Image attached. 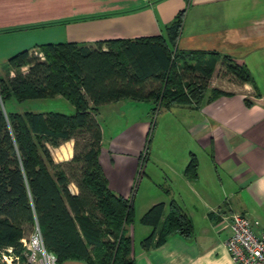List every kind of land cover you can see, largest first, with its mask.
Returning a JSON list of instances; mask_svg holds the SVG:
<instances>
[{"label":"trees","instance_id":"16d2710c","mask_svg":"<svg viewBox=\"0 0 264 264\" xmlns=\"http://www.w3.org/2000/svg\"><path fill=\"white\" fill-rule=\"evenodd\" d=\"M183 15L180 10L166 25V37L110 38L92 44L46 42L7 59L5 74H0V252L11 246L20 264H32L20 239L37 224L57 264L65 259L133 264L132 239L126 229L134 218L133 198L109 187L99 161L100 106L122 99L145 100L152 102L149 110L154 115L175 105L196 108L231 95L208 86L218 58L224 74L256 88L247 66L230 55L179 48ZM54 96L64 97L74 111L19 112L5 107L11 97L23 101ZM244 101L249 105L247 98ZM70 139L73 154L62 167L48 146ZM184 174L197 176L193 153ZM70 182L76 193L69 190ZM163 213L164 203L157 202L140 216L141 223L152 226L142 246L158 245L173 232L191 233L190 219L176 202Z\"/></svg>","mask_w":264,"mask_h":264},{"label":"crops","instance_id":"0c3cea01","mask_svg":"<svg viewBox=\"0 0 264 264\" xmlns=\"http://www.w3.org/2000/svg\"><path fill=\"white\" fill-rule=\"evenodd\" d=\"M180 10L184 15L177 36L179 48L228 54L264 83V0H0V74H5L10 56L23 49L37 50L40 43L92 44L110 38L166 37V25ZM221 64L218 58L208 86L231 95L204 101L196 108L171 107L185 121L199 148L191 149L190 145L180 152L152 151L148 158L160 166L144 175L139 192H133L132 184L142 151L127 135L133 125L119 131L124 133L123 139H106L102 132L99 157L110 151L114 166L112 176L102 167L108 185L133 198L134 218L126 225L132 239L133 264H233L225 241L231 234L230 214L234 211L257 220L253 228L264 231V89L227 80V75L216 72ZM13 73L9 70L8 74ZM115 103L120 111L131 108L133 100ZM116 116L125 119L126 113ZM136 122L141 140L149 120L144 115ZM51 147L54 159L68 160L73 154V139ZM191 153L197 159L195 178L184 174ZM68 188L77 192L73 182ZM172 201L190 219L191 233L173 232L158 245L142 246L152 226L141 223L140 216L157 202L164 203V216ZM14 264H20L19 258ZM58 264L88 263L65 259Z\"/></svg>","mask_w":264,"mask_h":264},{"label":"rangeland","instance_id":"374dc122","mask_svg":"<svg viewBox=\"0 0 264 264\" xmlns=\"http://www.w3.org/2000/svg\"><path fill=\"white\" fill-rule=\"evenodd\" d=\"M216 72L221 76L227 75L225 76L227 80H230V78L234 79L230 73L224 74L221 68ZM186 77L189 78L188 75ZM258 80H259L258 78L256 80L254 79L256 87H259L260 89L261 88L264 89V86H262V84L264 83L261 82L262 84H260ZM259 84L261 85V87ZM151 105L152 102L149 101L133 100V104L131 108L126 106L125 109L122 108L124 110H120V111L117 110L118 105L117 103L114 104V102L103 104L101 106V108L103 109H99L98 120L100 126L102 127V132L104 131V137L106 139H108L110 136L116 137L118 139H123L122 136H124V133L123 132L120 133L119 131L123 130L127 126L128 127L131 126V124L133 125L132 131L128 130L127 135H130L134 145H136V147H138L142 151L141 158L138 162L137 170L134 173V179L132 184L133 192L135 189H137V192L141 190V186H143L145 180L144 175L147 172H149L150 169H154V172H156L155 165L158 164L154 162L152 158L151 159L148 158L149 154L152 151L169 150V151L180 152L187 147L190 148L191 146H192L191 149L199 148L198 145H196L194 140H192V138L188 134L187 124L183 119L179 118L177 112H175L173 108L162 109V110L160 109L154 115H151L149 110ZM5 107L6 109L12 111H19V112H23L25 110H31V111L51 110V111H60L64 113H72L74 111L73 105L62 96L32 98L23 101H16L14 98L11 97L5 101ZM123 111H125L126 113L125 119L116 116L117 113ZM144 115L149 120V125L147 130H145L144 136L140 140L141 136L137 130L136 121L143 118ZM103 145H105V143ZM48 148L53 160L55 162L61 163L62 167H66L65 160H59L57 159V157L56 159H54L53 156H55L56 154L54 153L55 149L52 148L50 145L48 146ZM111 157L112 155L110 154V151L103 152V154H101L99 157L101 166L103 167L105 172H107L108 176L109 175L112 176L111 173L114 168V166L112 165V161L110 160ZM159 166L160 165H158V167ZM151 189H153L152 186ZM29 233L27 235H29ZM13 253L15 252L13 251ZM0 264H9L2 259L1 252H0Z\"/></svg>","mask_w":264,"mask_h":264},{"label":"built area","instance_id":"2783aa9c","mask_svg":"<svg viewBox=\"0 0 264 264\" xmlns=\"http://www.w3.org/2000/svg\"><path fill=\"white\" fill-rule=\"evenodd\" d=\"M38 54L42 56L41 52ZM257 223V220H250L243 213L234 211L230 214L231 234L226 239L225 246L233 264H264V231L253 228V224ZM20 241L28 262L57 264L56 254L44 246L37 224L29 235L22 237ZM1 257L7 263L14 264L19 255L13 253L12 247L9 246L1 251Z\"/></svg>","mask_w":264,"mask_h":264}]
</instances>
